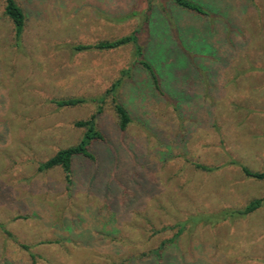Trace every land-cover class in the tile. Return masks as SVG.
<instances>
[{
	"label": "rangeland",
	"instance_id": "obj_1",
	"mask_svg": "<svg viewBox=\"0 0 264 264\" xmlns=\"http://www.w3.org/2000/svg\"><path fill=\"white\" fill-rule=\"evenodd\" d=\"M139 1L15 0L25 15L16 47L0 0V264H264V206L189 221L264 195V180L240 169H264V0H191L206 15L152 0L142 46L161 92L132 44L71 49L142 27ZM128 69L116 92L126 130L108 97L97 161L75 158L69 185L60 168L38 172L80 141L74 123L97 108L51 100L100 97Z\"/></svg>",
	"mask_w": 264,
	"mask_h": 264
},
{
	"label": "trees",
	"instance_id": "obj_2",
	"mask_svg": "<svg viewBox=\"0 0 264 264\" xmlns=\"http://www.w3.org/2000/svg\"><path fill=\"white\" fill-rule=\"evenodd\" d=\"M162 1H171L180 9L191 11L198 13L200 15H206V12L203 8L191 1V0H162ZM4 2V14L9 19L13 26L14 32V41L16 47H19L22 32L25 26V15L22 8L15 2V0H3ZM140 5L138 6V11L142 9L144 12L145 22L142 27L137 30H134L128 35L112 39V40H105L99 41L93 44H86V45H76L72 46V51L74 52H82V51H89V50H96V51H111L117 48L132 44L134 47V58L135 64L138 65L146 74L148 75L150 82L154 88V90L161 92V85H163L164 80H160V75L157 73L156 68L151 64L149 59L145 55V49L142 46L144 44L145 36L144 32L146 31V25L148 22V15L151 12V2L152 0H140ZM138 11L134 12L132 15H137ZM148 12V13H147ZM147 13V14H146ZM130 69L124 70L121 73V77L116 79L109 89H107L104 94L97 98H63V99H53L51 103H53L58 108L63 107H75L87 102H92L97 104L96 111L86 120H80L74 123V126L77 128H83L84 133L80 139V141L73 146L60 149L58 150L52 157H50L45 162H41L38 164V172L48 171L54 168H60L64 174L65 182L69 185L72 182V174H73V161L77 157H81L87 159L90 162H96L97 158L95 154L91 150V146L93 142H105V136L100 132L97 127V117L102 114L103 111V104L105 100L109 97L111 99V103L113 105L114 111L117 115V127L120 132H124L127 126L131 122V117L129 112L126 108L118 101L116 96V92L118 88L122 84V77L128 76ZM194 167L204 171V172H213L217 168L205 166L201 164H194ZM242 174L246 178H251L254 180H264V169L260 171H254L249 169L246 166L240 167ZM264 206V195L260 198H254L247 202L244 206L240 208H225L220 210L216 214L212 215H201L200 218H189L193 224H197L199 222L207 223V224H218L220 222L234 220L243 218L248 216L260 208ZM181 228L179 232L172 238L171 241H174L182 232ZM3 231L10 236V233L3 229ZM24 249L28 250L27 246H23Z\"/></svg>",
	"mask_w": 264,
	"mask_h": 264
}]
</instances>
